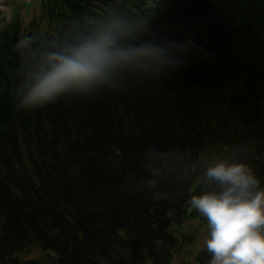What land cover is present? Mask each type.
I'll return each instance as SVG.
<instances>
[{
	"label": "trees",
	"instance_id": "1",
	"mask_svg": "<svg viewBox=\"0 0 264 264\" xmlns=\"http://www.w3.org/2000/svg\"><path fill=\"white\" fill-rule=\"evenodd\" d=\"M32 3L26 25L0 27V264H171L196 238L195 151L240 145L264 178V0ZM113 13L199 47L177 69L130 67L114 90L19 108L40 54Z\"/></svg>",
	"mask_w": 264,
	"mask_h": 264
},
{
	"label": "clouds",
	"instance_id": "2",
	"mask_svg": "<svg viewBox=\"0 0 264 264\" xmlns=\"http://www.w3.org/2000/svg\"><path fill=\"white\" fill-rule=\"evenodd\" d=\"M146 25L147 21L132 22L113 13L41 53L18 93V107L34 110L67 95L114 90L126 69L156 74L174 70L186 62L192 48L199 47L192 39L143 38L149 31ZM29 43L30 38H23L20 46ZM241 150L240 145L223 152L200 149L184 169L185 176L193 177L185 204L205 222L208 264H264V178L243 155L238 158ZM149 152L161 159L167 155L157 149ZM195 161L203 165L198 174Z\"/></svg>",
	"mask_w": 264,
	"mask_h": 264
},
{
	"label": "rangeland",
	"instance_id": "3",
	"mask_svg": "<svg viewBox=\"0 0 264 264\" xmlns=\"http://www.w3.org/2000/svg\"><path fill=\"white\" fill-rule=\"evenodd\" d=\"M31 0H0V27L9 23L18 14L23 25L37 13L33 10V4L28 5ZM31 8H29V7ZM25 19V20H24ZM184 230L196 234L197 239L190 241L181 249L179 248L171 264H208L209 253L205 245L207 232L205 222L196 212L195 218L184 226ZM122 250H125L124 246ZM205 250L203 253H200Z\"/></svg>",
	"mask_w": 264,
	"mask_h": 264
},
{
	"label": "flooded vegetation",
	"instance_id": "4",
	"mask_svg": "<svg viewBox=\"0 0 264 264\" xmlns=\"http://www.w3.org/2000/svg\"><path fill=\"white\" fill-rule=\"evenodd\" d=\"M195 212V214H196V211H194ZM197 239V236H196V238H195V240ZM205 250H202L200 253H202V252H204Z\"/></svg>",
	"mask_w": 264,
	"mask_h": 264
}]
</instances>
